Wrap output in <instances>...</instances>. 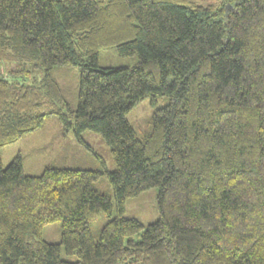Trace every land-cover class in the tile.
I'll return each mask as SVG.
<instances>
[{"label":"trees","instance_id":"trees-1","mask_svg":"<svg viewBox=\"0 0 264 264\" xmlns=\"http://www.w3.org/2000/svg\"><path fill=\"white\" fill-rule=\"evenodd\" d=\"M110 49L134 62L100 66ZM66 66L74 108L51 76ZM145 97L168 103L138 139L125 115ZM46 114L101 135L112 198L98 170L0 160V264H264V0H0V149ZM151 187L143 227L124 203Z\"/></svg>","mask_w":264,"mask_h":264},{"label":"rangeland","instance_id":"rangeland-1","mask_svg":"<svg viewBox=\"0 0 264 264\" xmlns=\"http://www.w3.org/2000/svg\"><path fill=\"white\" fill-rule=\"evenodd\" d=\"M98 62L100 66H121L132 64L134 59L127 61L119 58L114 49H110L99 52ZM51 76L59 85L62 100L74 108L78 102L79 69L73 66L59 67L52 70ZM167 103L168 97H156L154 102L150 97H145L126 113L125 118L138 139L148 132L153 111ZM60 105L62 103L57 102V106ZM50 108L46 107L44 112ZM16 158L21 160L26 175H38L48 166L98 170L102 174L94 186L99 192L106 193L112 198V188L107 173L115 168V164L104 139L101 135L88 130L76 135L71 129H67L56 115L46 114L39 128L0 149L3 166ZM157 193V188L151 187L137 196L126 199L123 216L138 220L143 227L155 222L158 218ZM114 215L113 209L110 216L100 214L90 223L94 241L97 240L101 227ZM41 236L45 242L58 244L60 222L45 225ZM138 238V236L134 237L136 240ZM60 257L63 260L74 261V257L66 255L62 248Z\"/></svg>","mask_w":264,"mask_h":264}]
</instances>
